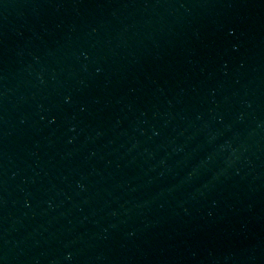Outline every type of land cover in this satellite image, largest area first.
I'll return each instance as SVG.
<instances>
[{
    "label": "water",
    "instance_id": "1",
    "mask_svg": "<svg viewBox=\"0 0 264 264\" xmlns=\"http://www.w3.org/2000/svg\"><path fill=\"white\" fill-rule=\"evenodd\" d=\"M0 264H264V0H0Z\"/></svg>",
    "mask_w": 264,
    "mask_h": 264
}]
</instances>
